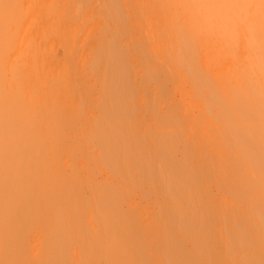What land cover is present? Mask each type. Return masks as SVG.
I'll list each match as a JSON object with an SVG mask.
<instances>
[{"label":"bare ground","instance_id":"bare-ground-1","mask_svg":"<svg viewBox=\"0 0 264 264\" xmlns=\"http://www.w3.org/2000/svg\"><path fill=\"white\" fill-rule=\"evenodd\" d=\"M186 2L0 0V264H264L260 9Z\"/></svg>","mask_w":264,"mask_h":264},{"label":"clouds","instance_id":"clouds-1","mask_svg":"<svg viewBox=\"0 0 264 264\" xmlns=\"http://www.w3.org/2000/svg\"><path fill=\"white\" fill-rule=\"evenodd\" d=\"M220 2H227V0H220ZM208 0H187L186 3L182 5L185 11L190 10H204L207 7ZM253 3L259 6V15L250 25L248 31L251 33L252 39L250 44L254 47L256 44V36L259 34L262 42H264V0H253ZM220 26L222 28L233 29V24L230 19L223 17L220 21ZM177 30L182 36L189 40L192 43L196 42V39L202 33L208 31L204 28L198 27L191 24H186L183 19L177 20ZM228 33V32H223ZM259 68L264 72V51L261 52V55L258 57Z\"/></svg>","mask_w":264,"mask_h":264},{"label":"rangeland","instance_id":"rangeland-1","mask_svg":"<svg viewBox=\"0 0 264 264\" xmlns=\"http://www.w3.org/2000/svg\"><path fill=\"white\" fill-rule=\"evenodd\" d=\"M60 53V51H58Z\"/></svg>","mask_w":264,"mask_h":264}]
</instances>
